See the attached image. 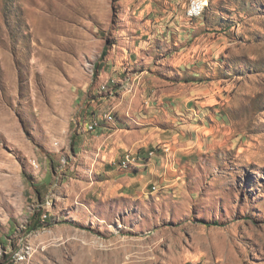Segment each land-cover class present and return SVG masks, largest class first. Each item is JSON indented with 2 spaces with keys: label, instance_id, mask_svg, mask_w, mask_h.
Returning a JSON list of instances; mask_svg holds the SVG:
<instances>
[{
  "label": "rangeland",
  "instance_id": "rangeland-1",
  "mask_svg": "<svg viewBox=\"0 0 264 264\" xmlns=\"http://www.w3.org/2000/svg\"><path fill=\"white\" fill-rule=\"evenodd\" d=\"M0 264H264V0H0Z\"/></svg>",
  "mask_w": 264,
  "mask_h": 264
},
{
  "label": "bare ground",
  "instance_id": "bare-ground-1",
  "mask_svg": "<svg viewBox=\"0 0 264 264\" xmlns=\"http://www.w3.org/2000/svg\"><path fill=\"white\" fill-rule=\"evenodd\" d=\"M108 118L112 119L111 116H108ZM96 127H97V122H91L90 124H88V130L89 131H92V130L96 129ZM129 160H130L129 155H126L125 156V161H129Z\"/></svg>",
  "mask_w": 264,
  "mask_h": 264
},
{
  "label": "trees",
  "instance_id": "trees-1",
  "mask_svg": "<svg viewBox=\"0 0 264 264\" xmlns=\"http://www.w3.org/2000/svg\"><path fill=\"white\" fill-rule=\"evenodd\" d=\"M213 224H216V222H213Z\"/></svg>",
  "mask_w": 264,
  "mask_h": 264
}]
</instances>
